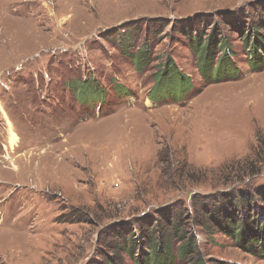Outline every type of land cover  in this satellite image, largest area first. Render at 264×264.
I'll list each match as a JSON object with an SVG mask.
<instances>
[{
	"label": "rangeland",
	"instance_id": "obj_1",
	"mask_svg": "<svg viewBox=\"0 0 264 264\" xmlns=\"http://www.w3.org/2000/svg\"><path fill=\"white\" fill-rule=\"evenodd\" d=\"M156 19L150 72L175 59L195 84L180 103L150 101V72L121 53L126 25L136 50ZM188 19L224 23L238 79L201 81L173 27ZM255 20L264 0H0V264H111L120 229L142 243L137 224L170 210L206 264H264L196 221L202 202L264 189V66L229 26Z\"/></svg>",
	"mask_w": 264,
	"mask_h": 264
},
{
	"label": "trees",
	"instance_id": "obj_2",
	"mask_svg": "<svg viewBox=\"0 0 264 264\" xmlns=\"http://www.w3.org/2000/svg\"><path fill=\"white\" fill-rule=\"evenodd\" d=\"M189 21H180L173 27L186 37L189 49L197 60L201 81L213 82L215 70L219 74L226 73L222 81L238 79L242 67L236 61L237 51L230 37L223 32L224 23ZM151 25H148L145 35L148 39L136 50L133 47L139 28L128 24L119 36L122 55L133 63L136 71L146 74L152 70L151 34L163 28L157 19ZM209 26H212L210 30ZM229 26L235 28L240 36L247 53L248 67L253 71H260L264 66V21H250L248 25L237 22ZM150 75L153 85L148 92V98L152 102L186 101L195 86L192 77L184 73L171 56L156 65ZM86 83H92V98L106 97V89L95 76L88 77ZM198 211L196 221L199 224L205 226L208 222V228L221 231L241 249L264 256V189L253 193L240 190L234 196L215 199L212 203L202 202ZM183 215L181 211L174 213L170 210L165 212L162 219L157 220L156 225L146 224L147 222L137 224L139 231L144 233L142 243L137 242L134 236H123L120 229L119 239L113 247L115 255L109 259L110 263L122 264L124 256H127L134 264H206L200 255L196 236L188 233L185 221L187 219ZM137 253L139 257L136 256Z\"/></svg>",
	"mask_w": 264,
	"mask_h": 264
},
{
	"label": "bare ground",
	"instance_id": "obj_3",
	"mask_svg": "<svg viewBox=\"0 0 264 264\" xmlns=\"http://www.w3.org/2000/svg\"><path fill=\"white\" fill-rule=\"evenodd\" d=\"M16 139H17L16 136H12L11 139H10V142H11L12 144H14V143L17 141ZM13 164H14V163H13ZM13 167L16 169V168H17V165L14 164Z\"/></svg>",
	"mask_w": 264,
	"mask_h": 264
}]
</instances>
